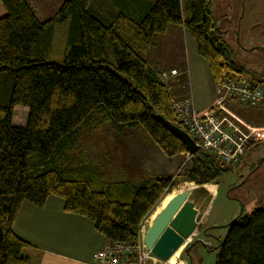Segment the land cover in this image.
<instances>
[{
	"label": "trees",
	"instance_id": "trees-1",
	"mask_svg": "<svg viewBox=\"0 0 264 264\" xmlns=\"http://www.w3.org/2000/svg\"><path fill=\"white\" fill-rule=\"evenodd\" d=\"M0 7V264H38L35 248L12 229L25 201L39 208L59 197L64 212L89 219L108 241H136L179 182L217 184L264 144L249 142L223 165L203 148L189 154L160 119L188 133L173 110L169 81L146 57L169 25L188 32L215 82L250 75L251 85L264 87L224 43L214 0H65L44 22L26 0H0ZM67 21L64 49L53 50V27ZM21 112L24 121L16 120ZM101 127L138 130L167 157L184 155L178 178L139 169L135 178L124 170L116 178L109 161L97 162L87 150ZM202 190L199 203L207 197ZM226 227L215 264H264V207Z\"/></svg>",
	"mask_w": 264,
	"mask_h": 264
},
{
	"label": "rangeland",
	"instance_id": "rangeland-1",
	"mask_svg": "<svg viewBox=\"0 0 264 264\" xmlns=\"http://www.w3.org/2000/svg\"><path fill=\"white\" fill-rule=\"evenodd\" d=\"M26 1L36 18L40 22H44L54 17L65 0ZM104 3L109 5L110 0H104ZM213 14L220 25L224 43L233 51L235 62L245 66L255 76L264 78V0H214ZM69 27L70 22L68 21L54 25L52 31L53 50L64 49ZM146 57L161 67L160 74L175 71L172 78L167 80L170 83L169 91L173 101L178 97L190 96L187 89L188 84L189 90L194 88L195 92L192 95L194 102H199L202 105L209 102L213 89L209 86L207 63L197 53L194 40L184 28L178 25H169L166 35L157 37V46L150 50ZM167 68H169L168 70L176 69L167 72ZM249 76L244 75V78L249 79ZM190 77L192 78V87ZM215 98L214 94V100ZM239 105L242 106L241 103ZM240 106L235 107L234 112H239V115L249 125L257 126L254 129L261 128V122H264V104L263 106L260 104L244 108ZM25 117L26 115L21 112L16 120L24 121ZM240 126L244 128L242 125ZM87 150L96 157L97 162L109 161L110 167L106 169L115 173L113 176L116 178V175L123 170L124 173H129L132 178H135L134 170L148 168L154 172L169 173L174 180L178 178V171L184 164L182 163L177 168L173 167L175 165L172 160L163 156L162 151L155 143L148 141L145 134L138 130L116 133L106 127H101L92 135L91 141H88ZM101 163L98 164L101 165ZM184 185L188 187L184 189ZM218 185L219 194L214 200L209 223L203 225L199 217V225L197 224L196 230L198 233L192 235L190 242L186 244L185 251L183 248L171 261L160 260V264H179V261L182 260L186 261V264H215L220 251L219 243L227 235V224L240 213H248L254 208L264 207V144H257L248 150L242 167L234 168L231 172L226 173L218 181ZM194 186L197 185L181 181L177 188L165 197L170 200L174 195L185 191H188L192 197ZM157 208L158 206L155 210ZM235 212L236 215L233 217ZM35 213L42 214L36 209ZM150 216L143 225L145 227L144 234L149 226ZM34 220L33 217L30 219L32 228L36 227ZM59 223L60 221L55 225V234L58 236L67 235L68 231ZM75 231L76 229L73 232ZM33 235L37 236L35 233Z\"/></svg>",
	"mask_w": 264,
	"mask_h": 264
},
{
	"label": "crops",
	"instance_id": "crops-1",
	"mask_svg": "<svg viewBox=\"0 0 264 264\" xmlns=\"http://www.w3.org/2000/svg\"><path fill=\"white\" fill-rule=\"evenodd\" d=\"M168 30V29H167ZM167 33V32H166ZM165 33V35H166ZM202 62V61H201ZM203 66V63H201ZM159 69L161 67H158ZM205 68V65H204ZM165 69V68H163ZM167 68L166 70H168ZM176 69V68H171ZM168 70L167 72H169ZM208 74V80L210 82L209 86L213 89V92L209 98V102L206 105H202L199 102H194L192 99V95L194 94V88L192 87V78L190 77L191 90L188 87L187 89L189 93V97H178L177 99H185L190 98L192 102V106L194 110L197 112H204L211 107L214 102V83L208 67L206 69ZM166 72V73H167ZM263 102L261 106H263ZM260 105V104H259ZM238 102H231L227 104V110L230 114L235 116L236 124L243 130L247 131L249 128H255L257 126H252L246 123V121L239 115V112H234L236 110L235 107H239ZM244 108L245 106H240ZM221 115H224L222 113ZM239 115V116H238ZM225 116H229L227 113ZM242 125L244 128H242ZM260 127V126H259ZM264 127V122H261V128ZM163 153V152H162ZM163 156L167 157L165 154ZM170 158L175 166L180 167L182 163L185 162L186 157L182 156H173L167 157ZM242 163V162H241ZM242 166V164H241ZM142 171L147 172L152 175H168V173L164 172H154L150 169L146 168L145 170L142 168ZM199 189H203L200 192V196L204 192L207 197L202 202H197L199 193L196 194V191ZM219 194V185L217 184H205L203 186H194L193 195H189L188 200L192 201L195 204V208L198 210L200 215V220L203 225H207L209 223L211 209L213 208L214 200L218 197ZM194 196V197H193ZM35 209L41 212L42 214H36ZM237 212V211H236ZM236 212L233 214L235 217ZM32 217L35 219L33 222L36 225L35 228L30 227V219ZM60 221V225L65 227L68 231L67 235L58 236L55 234V225ZM199 225V223H198ZM205 228V227H204ZM203 228V229H204ZM13 231L16 235H18L21 239H24L28 243L35 248V251H31L32 254L38 260V264H94L95 263V254L101 248L105 246L107 243V239L99 234L95 228L92 221L89 219L79 216L76 214H70L63 211V199L50 196L43 207H34L30 202L25 201L21 205L16 219L13 224ZM35 229L39 230L36 231ZM74 229H76L75 232ZM197 230V229H196ZM194 231L193 234H197L198 231ZM32 232V233H31ZM38 232V234H37ZM37 235L36 237L33 235ZM30 236L28 237V235ZM192 234V235H193ZM186 240V243L182 246V249L185 248V245L188 244L192 238ZM187 246V245H186ZM169 261V260H167ZM179 264H186V261H179Z\"/></svg>",
	"mask_w": 264,
	"mask_h": 264
},
{
	"label": "built area",
	"instance_id": "built-area-1",
	"mask_svg": "<svg viewBox=\"0 0 264 264\" xmlns=\"http://www.w3.org/2000/svg\"><path fill=\"white\" fill-rule=\"evenodd\" d=\"M174 74L175 71L161 74V79L167 81ZM214 94L213 104L204 112L194 110L190 98L177 99L172 106L199 149L209 150L220 164L229 165L242 155L249 142L264 141V127L243 131L236 124L237 118L226 109L227 104L238 102L255 107L264 101V87L253 86L244 77L241 82L224 79L214 83ZM220 112L224 115L218 116ZM226 113L229 116H225ZM144 228L142 226L140 238L136 241H107L96 252L94 264H160L144 244Z\"/></svg>",
	"mask_w": 264,
	"mask_h": 264
},
{
	"label": "water",
	"instance_id": "water-1",
	"mask_svg": "<svg viewBox=\"0 0 264 264\" xmlns=\"http://www.w3.org/2000/svg\"><path fill=\"white\" fill-rule=\"evenodd\" d=\"M164 127L172 133L193 155L199 147L190 135L169 121L160 118ZM188 191L174 195L148 226L143 241L147 249L161 261H167L182 247L197 229L199 212L188 200Z\"/></svg>",
	"mask_w": 264,
	"mask_h": 264
},
{
	"label": "bare ground",
	"instance_id": "bare-ground-1",
	"mask_svg": "<svg viewBox=\"0 0 264 264\" xmlns=\"http://www.w3.org/2000/svg\"><path fill=\"white\" fill-rule=\"evenodd\" d=\"M170 200L168 199V198H164L160 203H159V205H158V208L155 210V212H152V214H151V216H150V219H149V225H150V223L153 221V219L156 217L155 215H156V213L158 212H160L162 209H163V207H165L166 205H167V203L169 202ZM157 213V214H158ZM155 216V217H154ZM151 221V222H150ZM147 226V225H146ZM182 250V247H180L171 257H170V261L179 253V251H181ZM169 262V261H168Z\"/></svg>",
	"mask_w": 264,
	"mask_h": 264
}]
</instances>
